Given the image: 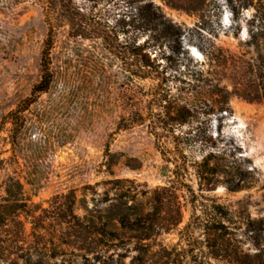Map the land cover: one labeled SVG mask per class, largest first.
Here are the masks:
<instances>
[{"label":"rangeland","instance_id":"1","mask_svg":"<svg viewBox=\"0 0 264 264\" xmlns=\"http://www.w3.org/2000/svg\"><path fill=\"white\" fill-rule=\"evenodd\" d=\"M152 1L178 28L175 34L133 20L137 5L128 0H102L96 7L87 5V12L117 29L120 43L129 37L150 41L151 57L161 63L164 83L173 94L181 79H192L187 70L194 65L211 71L207 77L212 85L229 88L223 143L232 138L241 148L236 157L256 166L252 184L237 191L221 184L201 191L189 162L181 178L184 185H175L176 163L183 159L172 151V140L152 127L151 111L159 109L150 99L158 80L130 79L122 54L102 39L72 36L64 19L48 16L43 0H0V202L14 178L22 182L26 198L44 206L74 190L81 214L83 200L90 208L97 201L104 207L120 196L147 212L156 189L168 186L162 216L171 221L180 203L183 218L178 227L156 236L158 261L167 260L170 252L182 253L184 264H234L214 256L212 244L219 239L206 223L213 220L215 202L235 215L264 219V0ZM172 39L180 41V63L164 56L171 53ZM48 43L52 82L46 92L35 93ZM221 49L227 65L212 62ZM12 111L16 115L10 117ZM131 117L138 122L127 126ZM212 119L217 134L218 121ZM186 152L190 161L201 158L199 152ZM130 245L125 264H132L136 255ZM244 249L258 251L249 240Z\"/></svg>","mask_w":264,"mask_h":264},{"label":"trees","instance_id":"2","mask_svg":"<svg viewBox=\"0 0 264 264\" xmlns=\"http://www.w3.org/2000/svg\"><path fill=\"white\" fill-rule=\"evenodd\" d=\"M43 1L48 16L64 19L72 36L102 39L117 54H122L130 79L158 80L150 99V103L159 109L151 111L152 127L161 130L158 135L172 140V151L183 159L182 163H176V180L172 181L175 185H184L181 178L183 171H188L189 162L195 167L201 191L204 187L215 189L214 186L218 184L237 191L252 184L256 166H246L247 158L236 157L241 148L232 138L228 143H223L221 126L225 112L230 110L231 91L221 83L212 85L207 77L211 74L210 70L206 71L198 65L188 68L192 79H181L182 84L173 94L164 83L166 76L160 70L161 63L151 57L150 41L139 42L137 37H129L120 43L122 37L117 29L87 12V5L96 7L102 0ZM128 1L137 5V12L131 16L133 20H139L146 28L161 26L166 33H176L178 28L165 18L152 0ZM172 42L171 53L164 56L166 59L173 56L180 63L183 54L180 41L172 39ZM50 46L51 43L46 44L43 52L44 73L34 89L35 93L46 92L52 82ZM220 51L221 55L214 56L212 62L227 65L228 57L222 49ZM186 67L188 65L184 71ZM9 115L15 116L16 111ZM138 116L142 118L141 114ZM213 116L218 121L217 134L213 130ZM136 122L138 118L131 117L127 126ZM186 149L192 154L199 152L201 158L190 161ZM7 184L8 196L0 202V264H125L130 244H133V251L136 252L132 264H184L182 253L173 256L169 252L167 260L158 261V250L153 249L156 236L172 226L178 227L183 218L180 203L175 204L171 221L162 216L170 191L168 186L156 189L154 206L147 212L142 211L140 204L129 203L120 196L104 207L98 206L102 201H97L90 208L83 200L84 213L81 214L74 190L56 195L48 206H44L25 197L20 180L10 178ZM190 190L193 198H196L195 191ZM107 200L103 199L104 202ZM211 212L213 220L207 222L206 226L214 238L219 239V242L212 244L216 250L214 256H224L234 264H264V219L247 218L241 212L235 215L217 202L212 204ZM128 232L135 235L127 236ZM133 238L135 241L132 242ZM248 240L258 251L244 249ZM153 256H156L155 261H151Z\"/></svg>","mask_w":264,"mask_h":264}]
</instances>
